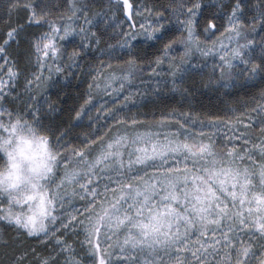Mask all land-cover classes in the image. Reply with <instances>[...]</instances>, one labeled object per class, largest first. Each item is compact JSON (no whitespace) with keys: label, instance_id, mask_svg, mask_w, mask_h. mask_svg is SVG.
I'll return each mask as SVG.
<instances>
[{"label":"snow or ice","instance_id":"6c2138e0","mask_svg":"<svg viewBox=\"0 0 264 264\" xmlns=\"http://www.w3.org/2000/svg\"><path fill=\"white\" fill-rule=\"evenodd\" d=\"M0 24V264H264V88L192 103L264 81V0H0Z\"/></svg>","mask_w":264,"mask_h":264},{"label":"trees","instance_id":"16d2710c","mask_svg":"<svg viewBox=\"0 0 264 264\" xmlns=\"http://www.w3.org/2000/svg\"><path fill=\"white\" fill-rule=\"evenodd\" d=\"M205 3H214V0H205ZM3 25L0 24V27ZM114 43V41H113ZM218 59L216 63H218ZM211 63V61H210ZM73 72L76 75L75 80H64L63 74H59L60 83L62 86L66 85V91L70 94L75 95L78 92L86 89V84L84 80L87 79V64H83L80 69H74ZM72 73H69L71 76ZM58 78L57 74H53V79ZM227 83V82H226ZM207 85V77H205L204 84H198L197 87L199 91L195 94V99L192 101L196 105L198 111H203L205 113L214 112L217 115L228 118L232 116L229 109H235L237 114L242 113L246 110L245 106H252V100L255 97L259 99L258 93L264 88V81L259 78L255 80H243L241 79L238 83L231 84L227 83V86H220L219 84L215 87L209 88ZM57 88H51L49 94L54 101H59L61 105L65 103V97L63 93L57 96ZM163 103L169 105L172 108L187 111L188 109L182 108L181 105L185 103L180 95L168 94L164 97ZM133 111H136L133 109ZM257 131V135H258ZM7 252V254H6ZM11 255V250H5L0 247V261L8 259Z\"/></svg>","mask_w":264,"mask_h":264}]
</instances>
